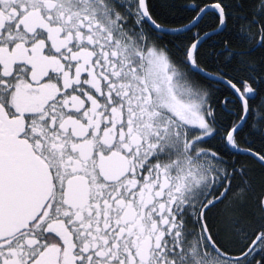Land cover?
Here are the masks:
<instances>
[{"label": "snow or ice", "instance_id": "6c2138e0", "mask_svg": "<svg viewBox=\"0 0 264 264\" xmlns=\"http://www.w3.org/2000/svg\"><path fill=\"white\" fill-rule=\"evenodd\" d=\"M0 264H264V0H0Z\"/></svg>", "mask_w": 264, "mask_h": 264}]
</instances>
